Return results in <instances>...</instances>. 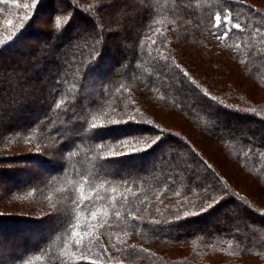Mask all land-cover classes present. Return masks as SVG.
Segmentation results:
<instances>
[{
  "label": "trees",
  "instance_id": "16d2710c",
  "mask_svg": "<svg viewBox=\"0 0 264 264\" xmlns=\"http://www.w3.org/2000/svg\"><path fill=\"white\" fill-rule=\"evenodd\" d=\"M119 2L0 0V264H264V208L155 116L264 192V5L133 0L117 41Z\"/></svg>",
  "mask_w": 264,
  "mask_h": 264
},
{
  "label": "rangeland",
  "instance_id": "374dc122",
  "mask_svg": "<svg viewBox=\"0 0 264 264\" xmlns=\"http://www.w3.org/2000/svg\"><path fill=\"white\" fill-rule=\"evenodd\" d=\"M132 1L133 0H120V5L124 7L127 5V7H125L124 9L121 8L120 10L118 9V16L115 14V17H108L107 22L110 23V27H114L118 30L114 33V36H112L117 41L123 39V32L120 31V24H123L124 22H120L119 19L121 17L123 18V11L125 10V12H127L131 5L130 2ZM254 2L264 5V0H254ZM37 21L38 26L46 25L48 23L46 15H44L43 18L42 16H39ZM239 88L245 91L251 99L255 101H264V90L256 88L255 86L250 84V82H240ZM155 116L166 126L175 128L186 135L190 139L192 144L196 147V149L199 150L202 155H204L209 161H211L235 188L249 196L250 199L254 202V205L264 208V192L236 165L230 163L226 158L223 157L222 149L218 142L211 140L210 138L202 134H199L198 131H196V129L193 128L180 114L158 110L155 112ZM226 207L222 210L228 211V219L233 218V220L238 221L240 218H242L243 215H245L244 211L236 210L235 206L231 204L227 205ZM170 252L172 255H175L179 251L175 248L174 250H170Z\"/></svg>",
  "mask_w": 264,
  "mask_h": 264
},
{
  "label": "snow or ice",
  "instance_id": "6c2138e0",
  "mask_svg": "<svg viewBox=\"0 0 264 264\" xmlns=\"http://www.w3.org/2000/svg\"><path fill=\"white\" fill-rule=\"evenodd\" d=\"M229 18L228 17H224V19L223 20H221V18L220 17H217V20L219 21V23H218V25H217V27H222L223 26V24L228 20ZM232 27H235V28H240V25L239 24H235V25H232ZM178 67V66H177ZM104 126H106V125H93L92 127H93V129H95V128H97V127H104ZM132 139H135V138H132ZM159 139V137L157 138V140ZM156 141H153V144L155 143ZM121 143H123V141L121 142ZM150 147H152V145L151 144H149V145H146L144 148H132L131 149V151H129V152H122V153H118V154H113V156L112 157H106V159H110V158H114L115 156H119V155H131V154H133L134 152H137V151H145V150H147L148 148H150ZM91 198L90 197H85L84 195H83V192H81V200L82 201H88V200H90ZM211 207H213V205H210L209 206V208H211ZM209 209H202L201 210V213H191V215H200V214H202L203 212H206V211H208ZM116 215L117 216H119L120 214L119 213H116ZM187 215V214H186ZM92 217H96V212H93L92 213ZM73 235H77V233H73ZM76 243L77 244H79L80 243V241L79 240H77L76 241Z\"/></svg>",
  "mask_w": 264,
  "mask_h": 264
}]
</instances>
